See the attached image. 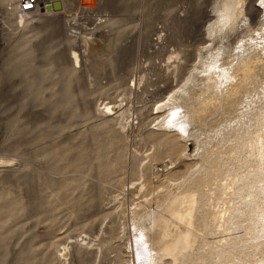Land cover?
I'll use <instances>...</instances> for the list:
<instances>
[{"label":"rangeland","instance_id":"obj_1","mask_svg":"<svg viewBox=\"0 0 264 264\" xmlns=\"http://www.w3.org/2000/svg\"><path fill=\"white\" fill-rule=\"evenodd\" d=\"M64 1L70 13L21 22L12 9L20 1L0 0V163L12 165L0 167V264H59L65 246L68 264H227L231 255L264 264V84L229 117L191 125L188 133L201 140L193 153L185 150L188 133L153 121L175 89L155 88L175 75L177 59L166 61L185 51L169 38L171 18L211 0H82L86 11L77 10L79 0ZM251 1L262 11L264 0ZM157 27L167 43H152ZM106 31L117 36L81 61L91 46L84 39ZM178 35L187 49L201 45ZM107 102L115 108L104 109ZM190 172L200 192L196 249L191 258L189 251L162 258L163 233L152 218ZM250 172L259 182L247 190L241 182ZM148 247L153 257H145Z\"/></svg>","mask_w":264,"mask_h":264},{"label":"bare ground","instance_id":"obj_2","mask_svg":"<svg viewBox=\"0 0 264 264\" xmlns=\"http://www.w3.org/2000/svg\"><path fill=\"white\" fill-rule=\"evenodd\" d=\"M52 1L53 0H38V5L36 9H32L31 11L28 12L27 16L22 17L21 22L27 21V19H29V15H32V16L39 15L40 12L45 13V14H55V13L63 14V13L69 12L65 7L64 0H60L62 1V6H63L61 11H54L52 9ZM209 2L210 3H208V5L206 4L207 5L206 7H204L205 4L201 2L203 6L202 5L197 6V7L195 6L190 9L183 8L186 6L184 5L182 8L185 13L177 12L178 11L177 10L175 15L172 16L171 18L172 20V23L170 25L171 28H169V25H167L170 31V36L169 34L167 36H169V38H171L172 41L182 44L183 45L182 49L183 50L185 49V51L183 52V54L181 53L183 55L181 57L182 59H178L179 52L174 53L172 51L173 52L172 54V52L170 51L171 54L169 55L166 61L167 62L166 65L167 66L170 65L169 63L171 62V58L177 59L176 61L178 63L175 66L176 67L175 75L166 76L168 78L164 77L162 81L159 80L161 83L157 85L155 88L156 90L161 91V92L162 91L166 92V90L168 91L173 87L175 89L167 95L164 92L166 96L163 98L160 104L158 103L159 105L156 106L157 107L156 109L158 111L154 115L153 121L159 120L157 121V126H163L169 132H177L180 136H184L186 133H188L190 130L189 129L190 126L193 124H196V123L200 124L201 122H204L205 120L207 122V121H210L211 119L212 121L215 119L213 121L215 122L220 117L222 118L224 116L229 117V115L233 114L235 110L234 109L235 106L236 105L239 106L238 102L243 100L242 98L246 96L249 90L257 86L254 92L252 93L253 96H255L259 87L262 86V84H264L263 75L259 76L264 70V40L263 41L261 40V37L264 36V1L260 3V6L262 7L261 9L262 11H260L259 8L255 7L256 6L255 4L253 6V3L251 0H211ZM81 3H82V0H79L77 10L86 11L85 10L86 7L84 9ZM12 6H13L12 7L13 11L16 12L18 10V5H12ZM73 20L74 22L72 21L71 24L76 25L77 23L76 18H74ZM101 22L102 21L100 20L98 23H101ZM251 23L252 24L254 23L253 24L254 26L258 25L257 27H259L260 30L259 29L257 30H259V32L258 31L256 32V30L255 31L252 30L253 27L251 28ZM122 30H123L122 32L120 31L121 34L119 33L120 38L123 35H125V30L124 29ZM149 30L150 29L148 28L147 31ZM156 31H157L155 32L156 37L151 39L152 43L154 45L164 44L163 42L167 41V40L165 41L164 39V35H165L163 33L164 30L162 32V30L159 27H157ZM182 31H183V35L187 37L186 39H189V41L188 40H185V41H188V43H191V41L200 40L201 45L193 46L187 49L188 46L186 47L183 44L184 40L179 39L181 34L180 35L178 34ZM104 34H102L103 36L101 35L100 38H97V37L87 38L86 37L84 39L85 43L88 46L90 45L91 46H90V49L87 48L89 50L88 52L85 49L84 53H82V58L80 59L81 61L88 59L90 57L92 58L95 55L98 56V54L101 55L102 52H104L102 51V48H103V42L106 41L105 37L109 36L110 34L111 36L116 35L108 31L104 32ZM148 37L149 35L146 38ZM111 39H113V37ZM107 40L109 41L110 39H107ZM165 51L167 52V50ZM73 56L75 60L79 59V54H77L76 52H74ZM191 59L194 60L193 63H189ZM160 64L159 66H157L159 68L158 73L163 71ZM183 75H185V77L186 76L188 77H186L185 82L179 88H176L175 86L179 83V77ZM164 93H161V94H164ZM261 94L259 93V95ZM259 95H257V97H260ZM245 102H247V98ZM103 104H104V109H106L107 111H111L115 108V105L108 104V102L103 103ZM99 110H102V109L99 108ZM239 115H242V113L240 112L238 115H235V116L237 117ZM152 126H150V128L148 129H151ZM235 133H237L236 130H235ZM188 135L189 137L185 140V150H189L193 153L200 146L201 140H197L196 138L192 137L191 132L190 134L188 133ZM257 143H259V140L258 142H256V144ZM261 144L263 146V141ZM156 146L158 145L156 144ZM263 152H264V149H263ZM158 156H160V154L158 155L156 154L155 157H158ZM11 166L12 165L10 164L0 163V167L2 168L11 167ZM251 169L257 170L258 168H251ZM140 172L142 175L148 173L147 168L145 167H143L140 170ZM192 173L193 172H190L185 176V178L183 179L184 181L182 182V185H180L179 188L177 186L178 189L177 191H175V194L171 196V198L170 197H168V199L166 198L167 202L164 200V202L166 203L163 204L164 206L162 207L163 208L162 211H160L161 213L159 212L160 214L158 213L152 218L151 225L157 226L158 228L157 232L160 231L161 233H163L162 241L163 240L164 241L161 245L159 244L160 249L158 248V250H160V254L162 258H164L165 256H171L175 261L180 256H182L184 251L185 252L189 251V254H190V253H193L194 249H196L195 244L197 242V234H195L193 229H194V226H196L195 223L197 222L195 219L196 217L195 215L197 213V203L199 202V199H200V194H199L200 192H198L196 187L194 186L196 183H194L193 185L192 182L190 181V178H191L190 176L192 175ZM251 173L252 172L247 174V176L245 175L246 177L244 176L245 178L244 180H242L243 182H241L243 183L242 186L245 187V189L247 190L259 182L258 179L256 177H253ZM242 179H243V175H242ZM247 190L246 192L248 194L249 192ZM154 217H155V221H153ZM157 232H155V234ZM157 238L159 239V237H156V239ZM82 239L84 238L82 237ZM78 244L81 247L83 246V244L80 242H78ZM151 247L147 248L149 253L147 252V250L142 249L146 258L147 256H149V254L152 253V252L150 253V251H152ZM61 250L62 252L60 253L59 264H68L67 260H68L70 249L65 246ZM153 251L155 250L153 249ZM79 256L81 257V258L79 257V259H82L83 255H79ZM191 256L192 255L190 254V258ZM156 259H157V256H156ZM256 259L259 260L260 258L256 257ZM261 260H260V263H262ZM187 261H189V259ZM197 262L194 261L193 264L195 263L197 264ZM226 262L227 264H244L243 261H241L234 255L233 256L231 255ZM161 263H162V260H161ZM260 263L257 262L256 264H260Z\"/></svg>","mask_w":264,"mask_h":264},{"label":"built area","instance_id":"obj_3","mask_svg":"<svg viewBox=\"0 0 264 264\" xmlns=\"http://www.w3.org/2000/svg\"><path fill=\"white\" fill-rule=\"evenodd\" d=\"M38 0H20L18 15L20 18L27 16L28 12L32 9H36ZM1 14V9H0Z\"/></svg>","mask_w":264,"mask_h":264},{"label":"water","instance_id":"obj_4","mask_svg":"<svg viewBox=\"0 0 264 264\" xmlns=\"http://www.w3.org/2000/svg\"><path fill=\"white\" fill-rule=\"evenodd\" d=\"M49 7V6H48ZM62 2L60 0H53L52 1V9L54 11L62 10ZM50 8V7H49Z\"/></svg>","mask_w":264,"mask_h":264}]
</instances>
